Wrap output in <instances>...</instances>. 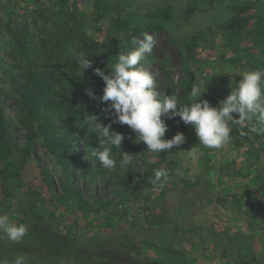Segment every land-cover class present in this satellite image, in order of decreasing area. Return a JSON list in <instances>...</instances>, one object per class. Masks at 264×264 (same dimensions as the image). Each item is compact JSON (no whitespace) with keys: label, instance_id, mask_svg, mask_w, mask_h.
I'll return each mask as SVG.
<instances>
[{"label":"trees","instance_id":"obj_1","mask_svg":"<svg viewBox=\"0 0 264 264\" xmlns=\"http://www.w3.org/2000/svg\"><path fill=\"white\" fill-rule=\"evenodd\" d=\"M83 1L88 3L90 14L81 0H53L49 6L32 0L35 7L30 10L29 2L23 1L24 13L18 12L12 0H0V72L3 77L0 80L4 83H0V173L6 196L10 194V182L15 181L14 185L20 186L25 184V180L30 184L32 180H38L40 185L29 190L32 194L30 214L42 216L53 229L64 233L60 236L64 244L67 241V246L73 245L74 252L66 250L65 245L61 257H70L75 263L79 260L81 264H102L97 260L101 257L98 251H89L88 245L79 243L78 239L85 235L82 229L93 232L96 219L103 222L116 218V222L121 223L125 212L116 209L117 205L136 200L138 189L149 188L156 193L160 217L159 224H154V220L149 226L156 225L155 231L165 233L164 223L170 220L166 217L167 210L162 206V200L168 191L179 186L191 188L201 181L210 189L214 184L210 171L216 168L220 178L239 175L247 179L245 186L239 188L240 191L229 193L227 202L237 214L244 215L250 230L256 231L257 241L263 244L264 239L259 233L264 231V220H258L256 214L264 211V163H258L261 158L264 159V133L249 132L242 135L239 126H232L233 132H239L240 135L231 132V138L243 140L245 152L238 159L225 160L219 164L208 160L210 166H204L203 161L202 169L195 172L181 162L177 147L162 151L168 158L164 168L168 172V179L163 187H155L150 180L155 170L160 169L161 160L147 161V146L137 140L135 132L127 125L112 124V130L125 136L122 150L112 148L117 160L113 170L101 166L92 155L93 149L99 147V142L94 130L85 125L86 116L97 114L100 122L108 124L113 114L103 112L105 105L89 98L85 89L91 88L97 95H102L104 82L95 75L94 69L99 68L106 73L111 71L117 62V55L130 52L135 36L148 30L166 31L170 33V41L177 47L181 57V76L177 84L167 72L171 93L178 97L180 104H187L191 99V88L199 84L205 90L199 99H206L211 105L218 106L230 93V86L239 81L240 75H236L233 84L229 85H219L214 76L218 75L223 81L227 66L239 72L264 70V0H235L220 7L215 6L216 0H189L182 9L179 21L175 20L172 4L166 3L139 13L126 3L127 0ZM209 8H218L213 13L212 25L222 45L217 54L204 57L199 50L202 34L211 31L212 26L208 23L205 28L194 21L196 15H202ZM182 26H185V31L178 37L174 31ZM81 55L92 61V68L85 69L83 75L79 63ZM6 100H12L15 104L16 120L6 114ZM164 119L168 125L165 139L183 132L185 144H199L192 125H185L179 117ZM258 127L264 125L258 124ZM19 128L27 135L22 148L13 138L14 130ZM180 128L183 131H179ZM37 144L45 149L59 167L60 194L56 193L52 176L42 168L34 155ZM141 148L146 163L142 173L134 174L133 160L126 168L119 167L122 151L132 154L136 159ZM75 175L78 179L86 180L87 184L99 180L110 182L111 188L117 192L118 200L95 195L92 199L86 198L76 185ZM115 183L118 186L114 187ZM132 186L135 189L132 190ZM189 204L181 205L188 208ZM108 206H112V210L101 216L100 212L108 210ZM180 215L178 210L175 217L179 218ZM26 217L17 224L24 222ZM131 225V229L136 230L137 224ZM181 229L180 225H174L171 251L167 256H163V249L158 247L157 241L153 242L148 237L142 239L151 241L148 245L159 253L158 256L162 255L160 258L141 255L142 241L135 240V264H186L185 259L179 257L182 251L173 244L175 234ZM126 239L130 240L128 237ZM245 252V248L239 247L235 252L241 264H251L257 259L254 255L248 257Z\"/></svg>","mask_w":264,"mask_h":264},{"label":"rangeland","instance_id":"obj_2","mask_svg":"<svg viewBox=\"0 0 264 264\" xmlns=\"http://www.w3.org/2000/svg\"><path fill=\"white\" fill-rule=\"evenodd\" d=\"M12 1L16 4V8L19 13L25 12L23 1L29 2V10L35 7V4L31 3L32 0ZM38 1L45 6L53 4V0ZM188 1L189 0H127L126 3L139 13H142L150 8L162 6L166 3L172 4L175 11V20L179 21L181 19L182 9L188 3ZM234 1L235 0H216L214 4L215 6L218 5V7H220L219 5L230 4ZM81 2H83L85 9H87L88 14H90L91 11H89L90 8L88 6V3L83 0H81ZM206 7H208V5H206ZM217 9L209 8V10L207 12H204L202 15L198 14L195 16V24H199V26L205 28V25L208 23H210V25L212 26L211 31H206L202 34L199 50L201 55L204 57H209L212 54H217L222 45L221 38L217 35L216 32H214V25H212L214 18L213 13H215ZM184 27L185 26H182L181 28H179V30L174 31V34L180 37L182 32L185 31ZM145 33L154 37L155 46L152 53L145 54L144 59L140 63L153 73L156 79L155 89L160 94V96L163 97V95L165 94L171 95L172 93L170 89L172 86L169 82V75L167 72H169L175 84L178 83L181 76V57L177 51V47L170 41L169 32H153L151 30H148L145 31L142 35H138L133 38V40H135L137 43L133 44L132 42L130 51L138 47V44L143 39ZM241 73L242 72H239V70H233L229 66H227L226 71L223 75V81L220 80L218 75H216V77L214 76V78L219 85H229L233 84V78L236 75H241ZM2 78L3 77L0 72V79ZM0 83L4 84L3 82H1V80ZM176 90L178 94V88ZM5 111L9 117H12L15 120L17 119L16 107L12 100L5 101ZM179 131L183 130H181L180 128ZM233 133H236V135L238 136L240 135L239 132ZM13 138L20 148H22L26 144L27 135L21 128L14 130ZM192 147H195L197 151V156L195 159L189 156L187 152ZM177 148L179 150L178 156L181 162L189 166L194 172L198 171L199 168H201L203 161H205L204 166H210L208 160L210 161V163L219 164L225 160L229 161L230 159H238V157L245 152L243 140L233 138H231L229 143L223 145L219 149L210 150L209 148L208 150L206 147L193 142L186 144L184 143ZM33 151L42 168L44 170H47L48 173H50V175L52 176V179L55 181L54 187L56 189V193L60 194L58 186V181L60 178L59 167L55 164L51 156L40 144L35 145ZM143 153L144 150L143 148H141L140 153L136 156V159L135 156H133L132 160L134 174L143 172L144 166L146 165L144 156L142 155ZM146 157L147 161L150 162L161 160L159 164L160 168H165L168 162L167 155L163 152L153 153L148 151L146 152ZM258 163H264V159L261 158ZM204 166L203 170L206 171V169H204ZM1 168L2 163L0 162V169ZM210 173L213 176L214 181H216L214 183L213 190L219 192L220 195H224L228 192L236 193L240 191L239 188L242 185L245 186V184L247 183V179L239 175H230L220 178L216 168H213ZM203 174L204 176H207L206 172H203ZM75 181L76 185L83 191L86 198L92 199L93 195H95L103 198H108L113 201L118 200L117 192L111 188V183L108 181L102 182L99 180L96 183L87 184L86 180H84L83 178L78 179L77 175H75ZM14 183L15 181L12 183L10 182V185L8 186L10 194L6 196L5 187L3 186L0 173V215L7 214L10 220L14 221L15 223H19L20 220H23L26 216H28V218L26 217L25 221L22 222L27 225L28 232L19 242L8 240L6 237L0 239V260H6L8 264H13L17 256L24 255L26 257L25 264H81L79 260L75 263L70 257H61L63 248L66 244L69 243L66 241V244H64V242L62 241V238L60 236H63L64 233H60V231L53 229L52 225L49 222L45 221L42 216L30 214L32 194H30L29 190H32L35 185H40L39 181L35 179L32 180V183L30 184L29 182L27 183V180H25V184H21L20 186H16L14 185ZM113 185L114 187L118 186L116 183ZM133 189H135L134 186H132V190ZM170 191L171 189L162 200V206L167 210L166 217L170 220V222L164 223L165 225L163 226V229L165 233L155 231L157 229L156 225L154 227H151L150 224L149 226V223L151 221L156 220L154 224H159L160 221L159 210L157 206L158 199L156 197V193H154L149 188H140L138 189L139 196L136 200H130L126 205H117L116 209L125 212L124 216L121 218V223H117L115 220L116 218H114L112 221L103 220V222L100 219H96L94 222L97 223L92 230L93 232H87L86 229H82L85 235L83 236V238L78 239L79 243L84 242L86 245H88L89 251H98L101 257L99 259L97 258V260L102 262V264H135V240L140 242L142 241L140 244L142 247L140 253L144 257L146 256L150 258V256L153 255H155V257L157 258L162 257V255L158 256L159 253L155 249H152V247L150 248L148 244H150L151 241H157V243L159 244L158 247H162L161 249H163V251H161L163 256H167L171 251L173 235L166 229L167 227H171L172 225L174 226L177 224L180 226H184V220L186 218V216L176 218L175 215L171 213V210L173 208L180 206L184 201L179 196H172L171 194H169ZM40 193L41 192H39V195L41 196L42 194ZM195 202L198 203L200 201L195 200L194 203ZM219 204L221 205V203ZM205 206L208 207L206 203ZM211 206H213V203L209 204V207ZM107 209L108 210L104 212H100V215L102 216L106 212L111 211L112 206H108ZM145 209L149 210V215H145L144 212H141ZM138 220H141V222H145L149 227H145L143 226V224L139 225L137 222H135L137 223V225H135L136 227H133H135L136 230L131 229V224H134L133 222ZM226 222L232 225L233 228L241 231L237 232V234L243 235L242 227H245L246 224L244 215L235 218H233L232 215L227 216ZM141 228H143L144 230L141 231ZM137 230H140V232H138ZM259 234H261V238L264 239V231L260 232ZM0 235H2V233H0ZM126 237L130 238V240L127 241ZM144 237L150 238L151 241L142 240ZM70 245L71 244H69L68 246L66 245V250H69V252L73 253L74 247L73 245ZM138 246L139 245H137V247ZM90 256L91 255L89 254V257ZM179 257L182 256L179 254Z\"/></svg>","mask_w":264,"mask_h":264},{"label":"clouds","instance_id":"obj_3","mask_svg":"<svg viewBox=\"0 0 264 264\" xmlns=\"http://www.w3.org/2000/svg\"><path fill=\"white\" fill-rule=\"evenodd\" d=\"M137 42L133 40V44ZM155 46L152 35L144 34L138 47L132 51L117 55V62L111 71L94 69L95 75L102 78L104 87L102 95H97L91 88L85 89V94L100 104L105 105L103 112L112 113L113 119L104 124L97 114H88L85 125L94 130L99 147L93 149L101 166L113 170L117 166L112 148L121 149L125 136L112 130L113 123L127 125L135 132L137 140L147 146L153 153L172 150L186 141L183 132H177L172 138L165 139L169 120L179 117L185 125H192L199 144L210 149H219L231 140L232 126H239L241 134L264 133V70L244 71L239 81L230 86V93L213 106L206 99H199L205 90L199 84L193 85L190 91V102L180 104L174 94L163 95L156 91V79L153 73L140 62L145 54H150ZM81 73L92 68V61L81 55L79 58ZM235 114V115H234ZM247 130V131H245ZM122 150V149H121ZM193 159L197 156L195 147L187 151ZM133 155L122 151L119 167L126 168L132 163ZM168 179L164 168L155 170L150 182L155 187H163ZM26 224H17L10 220L7 214L0 215V239L19 242L27 234ZM26 257L19 255L13 264H25ZM0 264H8L0 260Z\"/></svg>","mask_w":264,"mask_h":264},{"label":"crops","instance_id":"obj_4","mask_svg":"<svg viewBox=\"0 0 264 264\" xmlns=\"http://www.w3.org/2000/svg\"><path fill=\"white\" fill-rule=\"evenodd\" d=\"M211 181L216 182L214 178ZM213 186L214 184L208 189L201 181L191 188L179 186L169 192L172 196H179L184 201L181 204L190 202L188 208L181 205L180 209L177 206L178 209L171 210L175 216L178 210H180V216H186L185 225L181 226L182 229L177 232V235L175 234L173 243L182 251L183 260L185 259L186 264H201L204 261L217 264H241L235 254L239 247L243 250L246 249L245 253L248 257L254 255L257 258L255 261H251V264H264V242L261 244L257 241L256 231L250 230L247 223L245 227H242L243 235H241L237 234L241 231L226 222L227 216L232 215L235 218L242 214H237L227 202L229 192L220 195L219 192L213 190ZM195 200L201 203H194ZM204 202L208 207L212 203L213 206L208 208ZM166 230L174 236L173 225L167 227ZM240 245L242 246L240 247Z\"/></svg>","mask_w":264,"mask_h":264},{"label":"built area","instance_id":"obj_5","mask_svg":"<svg viewBox=\"0 0 264 264\" xmlns=\"http://www.w3.org/2000/svg\"><path fill=\"white\" fill-rule=\"evenodd\" d=\"M141 212H144L145 215H149V210H147V209H145L144 211H141ZM256 218H257L258 220H264V211H260V212H258V213L256 214ZM131 220H132V218H131ZM135 220H136V219H135ZM135 222H137L139 225L143 224V226L147 227L146 223H145V222H141V220H138V221H134V222H133L134 224H137V223H135ZM145 227H144V228H145ZM201 264H217V263H214V262H211V261H204V262H202Z\"/></svg>","mask_w":264,"mask_h":264}]
</instances>
